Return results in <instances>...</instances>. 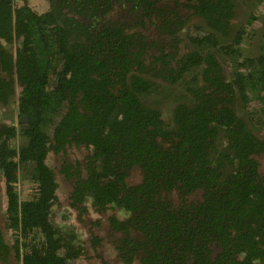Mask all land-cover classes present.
I'll return each instance as SVG.
<instances>
[{"label":"trees","instance_id":"obj_1","mask_svg":"<svg viewBox=\"0 0 264 264\" xmlns=\"http://www.w3.org/2000/svg\"><path fill=\"white\" fill-rule=\"evenodd\" d=\"M45 1L0 0V109L18 115L0 122V222L17 258L77 257L48 220L65 182L118 211L124 264H264V0Z\"/></svg>","mask_w":264,"mask_h":264},{"label":"flooded vegetation","instance_id":"obj_2","mask_svg":"<svg viewBox=\"0 0 264 264\" xmlns=\"http://www.w3.org/2000/svg\"><path fill=\"white\" fill-rule=\"evenodd\" d=\"M247 71V70H246ZM243 70V73H246ZM15 122L18 121L17 112H12ZM12 121V120H11ZM0 122H4L0 120ZM5 123L9 124V122ZM20 140V141H19ZM12 141L13 143L22 144V140ZM77 156V155H76ZM51 161L46 160V163ZM30 166L21 167L17 180V193L21 200H30V183H33L30 177ZM3 184L2 176H0V184ZM60 192L57 193V200L54 201L48 213L49 223L57 230L55 233L60 237L61 243H68L78 254L76 258L68 259L69 264H124L120 259V249L122 243V235L118 231L110 228L108 219L112 215H118V211L110 209L104 205L103 209L98 206V202H94L90 196L74 201L69 198L72 190L68 183L60 182ZM173 200V199H172ZM176 201L173 200V202ZM172 205V202H170ZM3 220L0 222V264H22V256L19 258L15 252V235L12 229L5 227ZM32 236V235H31ZM36 239L42 241L40 233L35 235ZM20 247V252L23 253ZM65 248L58 250L59 254H63ZM125 253V252H124ZM138 257L132 264H141Z\"/></svg>","mask_w":264,"mask_h":264},{"label":"rangeland","instance_id":"obj_3","mask_svg":"<svg viewBox=\"0 0 264 264\" xmlns=\"http://www.w3.org/2000/svg\"><path fill=\"white\" fill-rule=\"evenodd\" d=\"M20 1L22 2V0H17V1L16 0H13V5L17 6L20 3ZM39 2L42 3V4L46 3L45 0H39ZM42 8H43L42 6H39L37 8V11H40V9H42ZM249 31L252 34H256V36H252V34H249ZM257 35L258 34L253 31V27L252 26H250L249 28H247V36L244 38L243 44L249 46V50L250 51H248V54L252 53L254 51L255 47H256L255 44L257 43ZM17 90H19V88H17ZM166 101H164L165 109L167 111H170L171 108H172V106L174 107V103L171 102V101H168V100H166ZM8 108L9 109H7V110H1L0 109V120H2L4 122L5 121L10 122L11 120H13V115H12L13 113L12 112L15 110L16 105L15 104L10 105V107H8ZM14 116L16 117V115H14Z\"/></svg>","mask_w":264,"mask_h":264}]
</instances>
